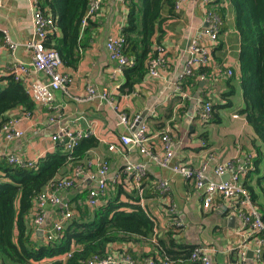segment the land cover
I'll list each match as a JSON object with an SVG mask.
<instances>
[{
	"label": "crops",
	"instance_id": "0c3cea01",
	"mask_svg": "<svg viewBox=\"0 0 264 264\" xmlns=\"http://www.w3.org/2000/svg\"><path fill=\"white\" fill-rule=\"evenodd\" d=\"M219 2L228 11L219 39L212 49L210 67L213 76L206 75L202 79L195 75L184 80L189 42L207 24L204 0H186L165 25L161 46L167 52L169 61L161 76L147 73L131 93H124L119 89L125 82L124 71L114 72L116 62L110 58L106 44L110 35L121 33L128 11L122 0H103L100 12L91 20L96 25L84 36L86 45L82 49L79 65L77 68L61 65V70L69 77L66 88L56 91L51 107L32 99L35 103L33 109L24 110V106H19L10 110L6 121L18 120L25 134L12 141L1 142L0 151L16 154L24 160L39 159L55 149L57 141L52 139L53 134L63 129L84 130L97 137L100 144L89 151V157L82 164L83 173L75 178L74 185L61 191L62 200L69 208L80 195H84L82 200L86 202L89 189L97 185L100 160L109 161L107 176L111 182L116 181L127 165L143 164V203L156 219V232L164 234L173 216H181L184 225L176 234L177 243L208 246L212 264H264V260L258 261L255 256L253 237L242 228L241 218L228 206L226 208L224 199L218 198L217 205L205 209L203 195L190 179L171 167L153 162L139 147L122 145L120 141V135L130 132L127 126L119 123L118 115L124 112L130 117L141 115L142 122L147 123L155 135L150 145L158 153L163 152L159 133L168 132L171 135L175 143L172 162L186 163L194 169L203 168L204 162H207L204 175L209 180H222V176L215 173L216 165L228 160L243 163L248 156H253L254 131L236 108L243 103L240 91L232 97L233 107L221 108L220 122H215L212 117L208 120L201 117L202 104L206 99L213 103L225 102L221 93L227 89L228 69L233 71L237 68L240 54V35L235 28L231 0ZM33 17L32 0H0V30L4 35L6 30L15 43L14 47L5 44L0 49V80L12 74L17 63L30 64L32 51L26 43L34 35ZM29 77L44 78L45 75L32 69ZM194 79L200 80V83L197 85L192 81ZM21 81L26 85V78ZM180 81H183L181 91L178 89ZM231 82L239 89L238 78ZM88 86L98 93L108 89L110 100L100 96L88 98ZM113 143L117 145V150L109 149ZM74 169L63 176H72ZM119 176L117 183H123L124 188L131 191L135 186L133 177H127L125 172L123 179L122 175ZM162 179H167L169 183L165 193L158 187ZM169 197L177 213L170 212ZM61 208L51 204L47 206L45 226L53 224ZM232 216L235 218L231 219ZM152 241L143 239L136 243L113 244L111 255L125 254L131 248L130 255L134 258H161ZM244 244L247 245L242 255Z\"/></svg>",
	"mask_w": 264,
	"mask_h": 264
},
{
	"label": "trees",
	"instance_id": "16d2710c",
	"mask_svg": "<svg viewBox=\"0 0 264 264\" xmlns=\"http://www.w3.org/2000/svg\"><path fill=\"white\" fill-rule=\"evenodd\" d=\"M91 1L39 0L41 8L55 19V28L48 33L45 45L59 51L65 66L77 68L86 45L84 36L96 25L91 20L86 26L82 23ZM219 1L210 0V7L220 16L223 28L228 9ZM177 2L126 0L127 22L121 34L125 53L133 64L123 70L125 82L119 88L122 92L131 93L148 73L150 59L158 55L157 46L162 43L165 25L178 10ZM231 7L240 35L238 66L227 77V89L221 93L225 102L213 103L211 117L220 122L221 108L233 107L232 97L240 91L243 103L235 107L255 134L252 165L244 185L264 217V0H231ZM3 41L4 32L0 30V44ZM201 73L213 76L210 66H200L190 77ZM236 78L240 80L239 89L231 82ZM192 81L200 83L198 79ZM0 84H4L0 85V125L10 110L19 106H24V110L34 108L26 85L16 80L13 73L1 78ZM99 144V139L88 133L71 150L64 142H57L55 149L40 156L34 165L0 159V264H90L96 258L111 255L113 244L143 239L153 240L162 259L168 258L175 264L190 261L195 246L177 243L179 227L170 224L164 234L156 232V219L143 203V182L142 193L136 188L128 191L123 183H117L119 175L123 179V169L115 182L109 180L100 205L90 207L82 200L84 195L73 202V215L59 238L48 241L40 234L32 215L38 195L56 178L84 164L89 151ZM257 236L264 238V231ZM126 253L132 255L131 248Z\"/></svg>",
	"mask_w": 264,
	"mask_h": 264
},
{
	"label": "built area",
	"instance_id": "2783aa9c",
	"mask_svg": "<svg viewBox=\"0 0 264 264\" xmlns=\"http://www.w3.org/2000/svg\"><path fill=\"white\" fill-rule=\"evenodd\" d=\"M125 4L126 0H122ZM186 0H178L176 7L178 10L183 6ZM34 5V35L26 43L32 51V59L30 64L25 62L17 63L13 67V74L16 80L26 78V88L29 95L38 104L45 107H51L54 104L56 91L66 88L69 77L67 73L61 70L63 64L60 53L56 49L47 48L45 41L48 33L55 28V19L49 13H46L40 6L39 0H32ZM103 0H92L88 6L86 14L83 18V25L89 24V21L94 19L100 12ZM206 7V22L207 24L200 28L192 37L187 47V60L184 67V80L196 73V69L200 66H210L212 60V49L219 39L221 32V18L210 7V0H204ZM15 46L7 31L5 30L4 41L2 45ZM107 49L110 58L116 62L114 72L122 73L125 67L130 66L132 61L126 55L125 39L121 33L112 34L107 40ZM159 49L158 55L151 58L149 61L150 76H161L162 69L167 66L169 58L164 47L157 46ZM41 72L45 75L44 78H30L31 70ZM232 69H228V74H232ZM206 74H199V78H205ZM183 81H180L178 89L182 90ZM109 90L105 89L98 93L95 88L88 86V98L100 96L101 98L109 99ZM113 103V101H111ZM213 102L205 100L202 104L201 117L204 120L211 118ZM119 123L125 125L129 129V133L120 135L122 145H134L139 147L140 151L153 162L161 166L171 167L174 171L183 174L187 179H190L196 190L202 193V205L205 209H211L217 205L216 200L222 198L226 201L227 206L233 213H236L242 220V228L245 229L250 236L254 237V252L258 261L264 260V238L257 236L258 233L264 231V217L259 209L254 204L251 194L244 185L245 177L251 167V158L248 156L243 163L235 160H228L220 163L215 167V173L223 176L226 173L230 174L227 181L224 180H209L204 175V167L207 162H204L203 168L194 169L190 165L182 162L174 163V140L168 132L159 133L163 143V152L158 153L151 148L150 141L155 135L151 132L147 123L142 122L141 115L137 114L130 117L124 112L119 113ZM139 122L138 125L136 123ZM25 132L20 128L18 120L5 121L0 125V143L3 141H12L24 136ZM88 132L81 129H63L60 132L53 134L52 139L57 142H64L67 149L71 150L79 143L80 139L86 136ZM110 150H117L115 143L109 145ZM7 158L10 163L20 165H34L38 159L24 160L16 154H4L0 151V159ZM109 161L107 159L100 160L99 175L97 185L91 187L88 191L86 203L90 207H96L102 203V196L105 195L109 187V177L107 176ZM82 165L75 167L72 176H59L38 195L32 209L33 222L36 224L37 230L46 240L57 239L61 236L66 222L73 215V211L64 203L61 197V191L71 188L74 185L75 178L83 173ZM123 171L128 174L127 177H133L135 182L134 188L141 191L143 176L145 174V166L143 164L127 165ZM161 192L169 189L167 179L160 180L158 184ZM170 202V197L167 199ZM61 206V211L58 218L51 226H45L46 223V208L48 205ZM215 204V205H214ZM170 212L177 213L176 207L171 206ZM170 224L176 227H183L184 220L181 216H173ZM244 244L241 247V254L244 255L246 249ZM71 253H68L70 255ZM127 263V264H175L168 258L146 257L144 259H134L129 253L119 256L109 255L105 258L94 259L90 264H109V263ZM212 264L208 246L198 245L192 250L190 261L182 264Z\"/></svg>",
	"mask_w": 264,
	"mask_h": 264
},
{
	"label": "water",
	"instance_id": "95a60500",
	"mask_svg": "<svg viewBox=\"0 0 264 264\" xmlns=\"http://www.w3.org/2000/svg\"><path fill=\"white\" fill-rule=\"evenodd\" d=\"M142 119H143V118L141 117L140 120H142ZM139 122H140V121H138V122L136 123V125H138ZM229 177H230V174H229V173H226L225 175L222 176V180L227 181V180L229 179ZM233 218H235V216H232V217H231V219H233ZM40 234H41V233H40ZM41 235H42V234H41ZM250 253L252 254L253 251H250ZM109 264H113V263H109Z\"/></svg>",
	"mask_w": 264,
	"mask_h": 264
}]
</instances>
